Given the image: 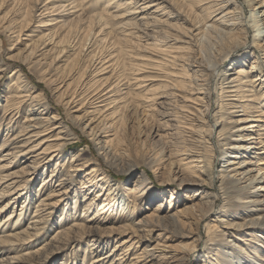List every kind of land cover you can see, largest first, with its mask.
I'll list each match as a JSON object with an SVG mask.
<instances>
[{
  "label": "bare ground",
  "instance_id": "6f19581e",
  "mask_svg": "<svg viewBox=\"0 0 264 264\" xmlns=\"http://www.w3.org/2000/svg\"><path fill=\"white\" fill-rule=\"evenodd\" d=\"M87 1L41 0L35 6L34 16L38 11V19L47 28L36 38L30 37L22 43L23 46L15 53L18 60L29 71L38 74L46 86L57 94L58 104L66 111L75 112L73 116L76 125L81 126L96 150H101L106 158L108 154H112L116 160L130 157L131 148L135 147L131 135L140 125L139 118L146 121L148 116L156 115L158 118L155 127L152 130L150 128V137L158 141L166 138L170 149L167 154L158 155L153 160L146 157L141 149L128 167L142 165L152 170L156 166V170L160 166L167 180L177 178L183 187H186L185 184L200 189L211 187L215 179H218V189L225 196L217 209V196L214 193L202 195L200 201L193 203L189 197L191 195H186L190 204L184 203L182 208L177 207L170 215L159 217L151 211L138 220L136 229L147 234L154 229L158 230L154 251L158 249L163 252L170 264H188L193 258V248L183 249L184 245L180 244L167 245L166 239L189 236L178 229L192 225L197 230L201 219L218 210L219 214L213 219L214 224L206 226L207 245L216 246H207L208 251L204 254L202 264H261L259 258L255 260L243 247L239 248L238 253L235 250L229 251L228 257L223 254L227 246L233 245L225 237L226 234H232L230 229L253 227L259 233H264V122H258L264 121V110L260 105L263 100L255 98L256 94H264V0L255 2L259 8H253L247 18L239 0H125L123 8L120 3L106 0L100 11L85 16L83 8ZM200 2L209 3L207 14L196 11L195 4ZM3 3L4 0H0V6ZM244 4L252 6L247 0H244ZM110 17L120 18L117 27L121 29L120 34L114 37L108 26ZM23 18L20 26L10 22L4 27L10 41L19 42L24 35L27 23L23 25ZM249 29L253 31L250 36ZM248 40L260 52L259 56L253 55L249 69L245 68L248 67L247 56L243 52V57L235 56L228 68L221 72V64L247 44ZM120 56L129 60L131 70L125 68L124 62L121 63L123 71L116 70L120 68L117 67ZM60 61H65V64L56 66ZM1 64L0 57V73L4 70ZM126 69L129 71L125 72ZM131 72L134 73L129 76ZM215 77L218 82L217 88L213 90L212 80ZM75 79L77 81L74 83ZM128 81H133V92L128 89ZM258 85L260 87L256 91L255 86ZM29 99L33 103L32 108L28 109L32 111L31 114L46 116L31 117L28 120L22 129L30 127L32 134L19 145V152L28 147L25 142H31L29 140L32 136L40 138L43 134L41 132L45 130L41 129L53 124L52 121L57 118L56 114H48L42 89L30 86ZM17 107L15 105L13 109ZM210 117L213 122L209 120ZM57 127H60L59 124L53 128ZM61 130L59 128L58 132H63ZM70 134L65 131L63 135L66 137H57L54 144H47L44 150L49 151H41L45 154L43 156L67 146V141L74 138H68ZM18 136H14L11 143H16ZM6 140L0 145V150L7 145ZM140 142L143 143V140L135 141L137 144ZM31 151L28 148L23 153ZM56 155L51 154L49 161ZM221 156L225 160L214 176L215 160ZM2 160L0 156V162ZM53 170L55 168L50 175ZM102 170L96 164L86 173L90 176L81 181V189L85 188L91 194L96 188L98 191L88 201V205L94 204V198L100 202L97 213L91 217L94 222L107 220L110 210L116 208L115 204L118 205V193L115 192L117 187L110 183L108 175ZM66 176H61L54 186L68 181L72 174ZM138 180L140 182L143 179ZM46 182L47 178H43L40 189ZM8 186L6 191L8 194L16 193L12 197L15 200L25 197L23 206L31 198V195L23 191L19 192V187L14 193ZM61 188L47 191L42 200L36 201L32 218L37 220L30 221L32 226L21 227L25 214L21 210L18 215L16 213L14 220L9 215L0 220V264H38L45 261L53 251L60 250L62 245H70L78 235L84 233L83 222L76 223L74 219L67 227H62L69 214L75 216L76 207L73 204L60 213L57 220L59 229L50 237L49 242H43L31 250L30 246L36 239L48 228L51 229L48 219L39 217L50 216L63 202L66 189ZM135 188V191L126 189L143 202L152 201L148 196L150 185L137 184ZM85 190H82L83 195L86 194ZM195 194L193 192L192 196ZM244 198L247 200L243 201ZM172 200L168 201L169 205L180 201L177 198L174 202ZM237 202L245 205L244 210L255 211L256 215L247 220L242 218V222L225 218L228 210ZM157 208L155 206L154 210ZM120 209H124L123 204ZM101 213L102 217L98 219ZM168 221L172 226L164 225H170ZM109 229L110 233L114 231L113 226ZM258 236L264 239L260 234ZM127 242L116 243L112 250L92 259L88 264H120L128 256L125 248ZM147 246L142 247L136 255L141 256L147 252ZM258 250L253 245L250 252L255 254ZM245 253L247 256L240 257ZM151 254L153 252L149 256ZM137 259L142 261L145 258ZM68 261L69 258H66L62 264ZM125 264L136 263L131 260Z\"/></svg>",
  "mask_w": 264,
  "mask_h": 264
},
{
  "label": "rangeland",
  "instance_id": "374dc122",
  "mask_svg": "<svg viewBox=\"0 0 264 264\" xmlns=\"http://www.w3.org/2000/svg\"><path fill=\"white\" fill-rule=\"evenodd\" d=\"M40 1L41 0H4L3 5L0 6V57L2 63L1 68L4 69L3 72L0 73V145L7 139V145L0 150V156L3 159L2 162H0V166H2L0 168V206H3L1 207L2 210L0 212V220L4 218V216L8 215L14 220L21 210V213H25L23 219L24 221L22 220L21 227L26 228L28 226H32L30 221L37 220L36 218H32L33 211L36 208V201L42 200L47 191L53 189L58 190V188L62 187L61 190L66 189L65 197L62 200L63 202L55 209V211L50 213V216L47 215L39 217V219H48L49 227H51V229L48 228L44 234L40 235L36 239L34 244L30 246L31 250H33L34 247L36 248L41 246L43 242H49L50 237L53 236L55 231L59 229L57 220L60 213L65 211L67 207H71L73 204H75L77 211H75V216H73L72 213V215L69 214V218L65 220L62 223L63 226H61L67 227L69 223L73 221L72 219H74L76 223L83 222L85 225V231L84 233L78 235L77 239L72 241L70 245H62L63 247L60 248V250L53 251L50 256L45 259V261H41L38 264H62V261H66V258H69L70 261H68L67 264H88L92 259L108 253L113 249L116 243H121V241L129 242H127V247H125L128 251V256L120 264L128 263L131 260H133L136 264H144L143 262H146V264H170L169 258H165L167 256H163V252H160L158 249H155L154 251L153 249L154 240H156V233L158 230L154 229L147 234L140 229H136L138 228L136 223L139 219H142L143 216L151 211H154L159 217H161L170 215L169 213H172L177 207H181L184 203L190 204V201L185 198L186 195H191L189 197L192 200L191 203H193L200 201L199 199L202 195L206 194V196H209L214 193L217 196V209L223 201L222 198L225 196L221 194L220 189H218V179H215V182L211 187L200 189V187L197 188L192 184H185L186 187H183V185L179 184V180L177 178L173 181L167 180L164 170L160 168V166L156 170H154L156 166L152 168V170L142 165L130 168L128 167V165L135 160V156L138 157L139 150L141 149L143 150L142 153H144L146 157L151 158V160H153L152 158L156 159V156L158 157V155L167 154V150L170 149V146L167 145L169 143L166 138H163L162 141H158L156 138L152 139L150 137V128L152 130L155 127L156 119L158 118L156 115L148 116L147 119H145L146 121H144L143 118H139L140 125H138L139 127L134 130V135H131L132 142L135 147L131 148L130 157L126 156L123 157V159L116 160L112 154H108V158H106L103 154H101V150H96L97 148L94 144H92V141L85 134L83 129L80 128L81 126L76 125V121L73 116L75 112H72L71 110L66 111L60 104H58L56 101L57 94L52 91L50 87L46 86L45 82L38 77V74L29 71L27 66L23 65L15 54L17 50L23 46L22 43L30 37L36 38L41 31L47 28V26H44L45 23L40 22L38 19V11L34 16L35 6ZM54 1L55 0H53V2ZM112 1L120 3V7H124L122 3L125 0ZM247 1L251 2V7L244 4V0H239L245 18H247L246 16H250V12L253 8H256V10L259 8L258 4L255 3L257 0ZM105 2L106 0H88L83 8L85 16L89 15L91 12L100 11ZM195 5L197 12L203 15L208 13L209 3L200 2ZM165 7L166 10L169 9L166 5ZM21 17H24L23 19L25 20L23 21V25L27 23V27H24V35L21 36L19 42L10 41L6 35L8 33L4 32V27L10 22L20 26ZM108 22V26L111 28L113 37L119 35L121 29H118L117 27L119 25L118 23L120 22V18L110 17ZM55 23H57V20H55ZM250 32L252 34L253 31L249 29V35L247 34L248 36L251 35ZM243 52L246 53L247 56L246 64L248 67L245 66V68L248 70L253 59V55L259 56L260 53L250 44V40H248L247 44L240 47L230 59L224 61L219 67V70L223 72L228 68V65L233 61L235 56L236 58L240 55L243 57L245 55ZM71 57L72 55L70 58ZM122 62L126 64L125 68H129V60L124 57L122 59L120 56L117 62V67L120 68H116L117 71L118 69H123L121 64ZM64 64L65 61H60L56 64V66L59 65L61 67ZM129 69H126L125 72L129 71ZM134 72H131L129 76H132ZM19 73L21 77L18 78ZM107 74L108 73L103 74L102 78ZM26 81L29 83L27 84ZM76 81L77 79L74 80V83ZM217 82L218 80L215 77L212 80L213 90L214 88H217ZM74 83L72 82L73 85ZM128 83V89H130V92H133L135 89L132 85L133 81H128ZM30 86H34L36 89H42L47 103L48 114H56L57 118L52 121L53 124L41 129L45 130L41 132L43 134L40 138L32 136L29 140L31 142H25L28 147L19 152V145H22V141L32 134V130H29L30 127L28 129H22L27 125L28 120L31 117L46 116V114L32 115V111L28 110L29 108H32L31 105L33 104L31 99H29ZM259 87V85L255 86V90L258 91ZM255 98H257V100H263L260 105L262 107L261 109L264 110V94L262 96L256 94ZM15 105L18 107L13 109V106ZM209 120L211 122L214 121L211 117ZM258 122L263 123L264 121ZM57 123L60 127L53 128L58 125ZM59 128L62 129L61 131L63 132H58ZM26 131L28 132L26 133ZM65 131L71 133L68 135V138H74L68 140L67 146L63 147L62 150H56L49 155L46 154V157H44L43 155L45 154H42L41 151H49L44 150L46 145L54 144L57 137H64L65 135L63 134H65ZM14 136H18V139L16 140L17 142L15 141L16 143H11V139ZM136 139L139 141L143 140V143H135ZM38 143H42L40 144L41 146H38ZM139 145H141V148ZM28 148L32 149V151L30 153H23L27 151ZM51 154L57 155L54 159L49 161V156ZM224 160V156L218 157L217 160H215L213 167L214 176L218 173V170L222 166V161ZM84 163L86 164L82 166ZM96 164L103 169L102 171L105 174L108 175L109 180H111L110 183H114V186L117 187L115 192L118 193L116 194L118 205L115 204L114 207L116 208L114 210H110L109 216L106 218L107 220H98L94 222L91 217L97 213L99 207L98 203L100 202L94 198V204L88 205V201L91 197H93V194H96L98 191L96 188L93 190V194H91L85 190V188L81 189V181H84L86 177L90 176L86 173L89 172L93 166H96ZM76 167L80 168L69 171V169H74ZM54 168L55 170L52 171L53 174L50 175L51 170ZM68 173L72 174L71 179L63 181L60 186H54L59 181L58 179L61 176H66ZM43 178H47V182L40 189V183ZM138 178L143 180L138 182ZM137 184H144L146 186L150 185L151 192L148 196L152 199V201L148 202L147 200L143 202L141 198H135L133 192L128 193L129 191L126 188L135 191ZM7 185H9L8 187H11L10 189L11 191H14V193L18 190L15 189L19 187L21 189L18 190L19 192L23 191L25 194L31 195V198H29L23 206L25 197L21 196L15 200L12 197H14L16 193L8 194V191H6ZM92 188L90 190H92ZM82 190H85V195L82 194ZM193 192L196 193L194 196H192ZM161 193H163V195ZM171 193H173V200L171 198ZM175 198L180 199V201L175 204H172L171 202L169 205L168 201L172 200L174 202ZM245 200H247V198L243 199V201ZM5 203L7 205H4ZM121 204H123L124 209H120ZM240 204V202H237L235 206L229 209L228 215H226L225 218L228 220L234 219L236 222H242V218L247 220L251 216L256 215L255 211L244 210L245 205ZM155 206L158 207L156 210H154ZM217 214H219L218 210H214V212L201 219L197 230L193 229L192 225H188L183 229H178L180 232H183L182 234L188 233L189 236L166 239L165 243L167 245H184L185 248L183 249L193 248L191 249L193 258L188 264H202L205 259L204 254L208 251L207 246H216L214 244L207 245L208 239L206 226L209 223L214 224L213 219ZM101 217L102 213L100 215L98 214L97 218L100 219ZM83 219L86 220L84 221ZM125 224L129 227H125ZM164 225H167L168 227L172 226L171 223L170 225L166 223ZM112 226L114 227V231L110 233L109 227ZM230 230L232 234H226L225 237L230 239V244L233 245H229V243L227 244L229 246L224 249L225 254H223V256L225 255L228 257L229 251L235 250L238 253L239 248L243 247L245 248V251L248 252V255H252L255 260L259 258V262L261 260V264H264V239L258 236L260 234L264 237V233H259L258 229L253 227H241L239 229ZM29 231L32 230L29 229ZM2 232H4V230H2ZM108 234H110V236H107ZM256 236L258 238H256ZM98 244L100 245L98 246ZM146 245H148L147 252L141 256H137L136 253H139L141 248ZM253 245L257 246V249H259L255 254L250 252ZM27 249L28 248H26V250ZM151 252H153V254L149 256V253ZM74 256L75 260L73 259ZM244 256H247L246 253L244 255H240V257ZM83 258H85V260H83ZM137 258L145 259L142 260V262Z\"/></svg>",
  "mask_w": 264,
  "mask_h": 264
}]
</instances>
